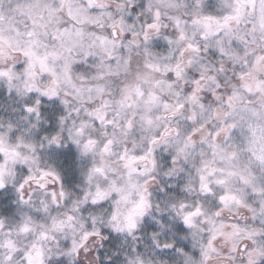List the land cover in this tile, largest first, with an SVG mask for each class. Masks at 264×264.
Instances as JSON below:
<instances>
[{
    "label": "snow or ice",
    "instance_id": "obj_1",
    "mask_svg": "<svg viewBox=\"0 0 264 264\" xmlns=\"http://www.w3.org/2000/svg\"><path fill=\"white\" fill-rule=\"evenodd\" d=\"M0 264H264V0H0Z\"/></svg>",
    "mask_w": 264,
    "mask_h": 264
}]
</instances>
